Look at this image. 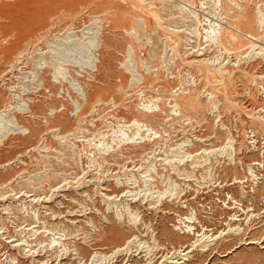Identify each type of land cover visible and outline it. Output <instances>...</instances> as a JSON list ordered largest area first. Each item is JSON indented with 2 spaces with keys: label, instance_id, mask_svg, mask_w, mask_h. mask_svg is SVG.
Instances as JSON below:
<instances>
[{
  "label": "rangeland",
  "instance_id": "rangeland-1",
  "mask_svg": "<svg viewBox=\"0 0 264 264\" xmlns=\"http://www.w3.org/2000/svg\"><path fill=\"white\" fill-rule=\"evenodd\" d=\"M248 33L264 0H0V264H264Z\"/></svg>",
  "mask_w": 264,
  "mask_h": 264
},
{
  "label": "bare ground",
  "instance_id": "bare-ground-1",
  "mask_svg": "<svg viewBox=\"0 0 264 264\" xmlns=\"http://www.w3.org/2000/svg\"><path fill=\"white\" fill-rule=\"evenodd\" d=\"M261 22V21H260ZM262 23V22H261ZM210 34V33H209ZM240 36L243 38V39H245L249 44H248V49H249V51L246 53V55L245 56H243V57H241L242 58V60H244V61H252V60H254V59H256L257 57H260L261 58V56H262V59L264 60V53H262V52H256L257 50H259L260 48H259V46H258V44L257 43H259L258 42V40L260 39H258L257 37H253L252 35H249V33H248V35L247 34H240ZM214 37V36H213ZM221 37V35H219V37L216 39V40H214V42H213V44L214 45H218V46H220L221 44H222V38H220ZM215 38V37H214ZM210 46H212V43H211V45ZM218 46H217V48H218ZM96 48L95 49H98V46H95ZM216 48V47H215ZM260 50H262V48L260 49ZM97 51V50H96ZM263 51V50H262ZM218 52H220V54L218 53V55H215V56H213V60H214V62H216V61H218L219 60V58H221V56L224 54L222 51H221V49H219V51ZM222 52V53H221ZM217 54V53H216ZM242 54H240V56H241ZM240 56H239V59H241L240 58ZM238 58V57H237ZM212 59H210L209 58V60H212ZM96 61V57H95V60H94V62ZM100 62V61H99ZM213 62V63H214ZM239 62V61H238ZM212 63V64H213ZM91 69H93V68H91ZM259 77V76H258ZM255 81V80H254ZM176 100V99H175ZM149 103H151V102H149ZM145 106V105H144ZM144 106L142 107V108H144ZM158 106H154V104H148V105H146L145 106V108H144V112L145 111H147L148 113H151L154 117L155 116H157V114L160 112V109L158 110V109H155V108H157ZM159 108V107H158ZM173 108H179L178 107V105L175 103V105L173 106V107H171V109H173ZM155 109V110H154ZM143 110V109H142ZM31 111V110H30ZM175 111V113H176V110H173V111H171L172 113ZM264 112V111H263ZM152 115H150V116H152ZM172 115H174V113L172 114ZM179 115V114H178ZM175 117H177V115L175 116ZM253 119L254 120H256V121H263L264 122V116H261V114L259 113V112H256V113H254V115H253ZM16 122H15V126L12 128V129H10L4 136L6 137L7 135H10V133L11 134H16V133H18V132H22V126L20 125V123L18 122V117H16V120H15ZM133 123H134V121H133ZM137 123V122H136ZM135 123V124H136ZM12 125H14V124H12ZM139 126L140 128H142L141 130H138V127L136 128L137 130H138V132H140V131H143L142 132V134L143 133H145L146 135L147 134H149L150 133V130H148L147 128V125H146V127H145V129H144V125L145 124H139V121H138V124H136V126ZM132 126V125H131ZM130 126V127H131ZM135 126V127H136ZM124 127V126H123ZM122 127V128H123ZM126 127H128V126H126ZM9 128H11V127H9ZM129 128V127H128ZM144 129V130H143ZM6 130V129H5ZM133 130H134V128H133ZM24 132V131H23ZM116 132V131H115ZM131 133L132 134H134L132 131H131ZM151 133H153V132H151ZM150 133V134H151ZM19 134V133H18ZM140 134H141V132H140ZM149 134V135H150ZM116 135V134H115ZM146 135H142L143 136V138L142 139H144L145 138V136ZM138 136H140L139 134H138ZM148 136V135H147ZM120 137V136H119ZM131 137H133V135H131ZM135 137V136H134ZM158 137V136H157ZM249 137V136H248ZM113 138H115V137H113ZM128 138H130V135H129V137ZM127 138V139H128ZM137 138V137H136ZM149 138V137H148ZM148 138H146V140H144L143 142H142V140H141V138H140V141L141 142H139L138 143V138H137V143H135V142H132V141H129V142H127V145L128 144H132L133 146L135 145H137V144H145L146 142L148 143L149 141L151 142V140H147ZM119 139V138H118ZM122 140H124L123 138H121ZM120 139V140H121ZM150 139H154V138H150ZM115 140V139H114ZM113 140V141H114ZM121 140V141H122ZM131 140V139H130ZM135 140V139H134ZM167 140V139H166ZM187 140V139H186ZM112 141V142H113ZM124 141H128V140H124ZM162 141V140H161ZM253 141V140H252ZM115 142V141H114ZM117 142H119L118 140H117ZM116 142V143H117ZM149 142V143H150ZM155 142V141H154ZM120 143H122V142H120ZM146 143V144H147ZM229 143H231V142H228V144ZM250 144H256L255 142H249ZM98 144V143H97ZM123 144H125V142L124 143H122V145ZM152 144H153V142H152ZM156 144V143H155ZM183 144V143H182ZM116 145V144H115ZM125 146V145H124ZM253 146V145H252ZM116 147H120V145H118V146H116ZM127 148H128V146H126ZM138 147V146H137ZM256 147V146H255ZM110 148H112V147H110ZM227 148H229L228 146H227ZM218 149V148H217ZM225 150L226 149V146H224L223 148H221V149H219V150ZM114 150V149H113ZM122 150V149H121ZM114 151H116V150H114ZM113 151V152H114ZM202 151H204L203 153H207V151L208 150H202ZM229 151V150H228ZM210 152V151H209ZM219 152H221V151H219ZM108 153V152H107ZM230 153V152H229ZM227 154V153H226ZM200 155V154H199ZM207 155V154H206ZM222 155H224V154H222ZM225 156V155H224ZM204 157V156H203ZM206 158V157H205ZM170 182V181H169ZM201 189H203L202 187H201ZM169 193V192H168ZM167 194V193H166ZM169 194H171V193H169ZM173 194V193H172ZM173 196V195H172ZM180 196V195H179ZM182 196V195H181ZM184 196V195H183ZM160 198V197H159ZM166 198V197H165ZM173 199H174V197H173ZM172 199V200H173ZM177 199H178V197H177ZM231 200L233 199V200H235V202L236 203H240L241 201L239 200V199H237V197H234L233 195H231V198H230ZM171 200V199H170ZM169 200V201H170ZM160 202H162L161 200H160ZM163 202H164V200H163ZM166 202V201H165ZM164 202V203H165ZM179 202H181V201H179ZM170 203V202H169ZM172 203V202H171ZM176 203V202H175ZM236 203H233V204H236ZM158 204V203H157ZM177 204V203H176ZM237 205V204H236ZM181 208V207H180ZM231 209V208H230ZM235 209V208H234ZM237 209V208H236ZM246 211V210H245ZM248 211V210H247ZM238 212H235V216L237 217V214ZM231 216V215H230ZM229 216V217H230ZM185 219V218H184ZM192 219V218H191ZM194 219V218H193ZM235 219V218H234ZM183 220V219H182ZM226 220H227V218H226ZM225 219L223 220V221H226ZM232 220V221H231ZM186 222H187V220H185ZM223 221H222V225L224 224L223 223ZM228 221V226L229 227H231L236 221L235 220H233V219H228L227 220ZM235 221V222H234ZM137 222V221H136ZM191 223V222H190ZM189 223V224H190ZM193 223H195V222H193ZM226 223V222H225ZM131 224H133V223H131ZM184 225V224H183ZM226 225V224H225ZM134 226V225H133ZM186 226V225H185ZM187 226H188V224H187ZM202 227H206V228H208L207 226H205V225H201ZM224 226V225H223ZM189 227V226H188ZM191 227V226H190ZM201 227V228H202ZM225 227V226H224ZM234 228H236V227H234ZM187 229H189V228H187ZM231 229V228H230ZM190 230V229H189ZM203 230V229H202ZM205 230V229H204ZM216 231V232H218V231H222V230H220L219 229V226L218 227H216L215 229H211V230H206V232H204L203 233V235L205 234V233H208V232H210V231ZM237 230V229H236ZM196 231H197V228H196ZM230 231V230H229ZM232 231V230H231ZM235 231V230H234ZM187 232V231H186ZM195 232V231H194ZM197 232H199V230L197 231ZM238 232V231H237ZM219 233V232H218ZM223 233V232H222ZM222 233H221V235H222ZM239 233V232H238ZM190 234H191V231H190ZM199 234V233H198ZM229 234V233H228ZM227 234V235H228ZM233 234V233H232ZM200 235H201V233H200ZM217 235V234H216ZM224 235H226V234H224ZM238 235V234H237ZM192 236V235H191ZM233 236V235H232ZM198 238H200V237H198ZM202 238V237H201ZM205 238H207V237H205ZM204 238V239H205ZM218 238V237H217ZM209 239H210V237H209ZM220 239V238H219ZM198 241V240H197ZM213 241V240H212ZM130 242V241H129ZM128 244H130V243H128ZM132 244V243H131ZM127 245V244H126ZM191 247H193V245H190ZM210 246V245H209ZM201 247H206V244H204V245H201ZM122 248V247H121ZM190 247L188 246V247H186L185 248V250H187V249H189ZM198 248V247H197ZM194 249V248H193ZM121 250V249H120ZM128 250V248L126 249V251ZM209 250V249H208ZM122 251H123V248H122ZM122 251H118L117 252V254L119 253V252H122ZM125 251V250H124ZM190 251V250H189ZM196 251V250H195ZM127 254V253H126ZM116 255V254H115ZM179 255V254H178ZM180 256V255H179ZM109 258V257H108ZM115 258V256L114 257H112V259L111 260H113ZM172 258V257H171ZM190 258V257H189ZM186 260V259H185ZM190 261V260H189ZM185 262V261H184ZM172 264L174 263V264H176V262H171Z\"/></svg>",
  "mask_w": 264,
  "mask_h": 264
}]
</instances>
